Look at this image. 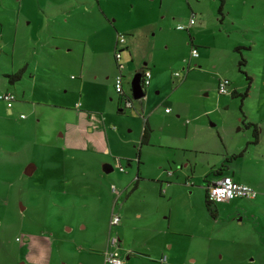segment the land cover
I'll use <instances>...</instances> for the list:
<instances>
[{"label":"rangeland","instance_id":"obj_1","mask_svg":"<svg viewBox=\"0 0 264 264\" xmlns=\"http://www.w3.org/2000/svg\"><path fill=\"white\" fill-rule=\"evenodd\" d=\"M118 34L127 96L144 63L152 79L132 109L113 91ZM7 92L0 264H104L112 239L124 264H264V0H0ZM230 165L256 197L217 203L214 220L205 193Z\"/></svg>","mask_w":264,"mask_h":264},{"label":"built area","instance_id":"obj_2","mask_svg":"<svg viewBox=\"0 0 264 264\" xmlns=\"http://www.w3.org/2000/svg\"><path fill=\"white\" fill-rule=\"evenodd\" d=\"M195 15L192 14L189 23L187 26H179V31H188L193 25H195ZM125 39L123 36H119L118 44L121 45L123 48ZM123 50L116 49L114 54V61L116 64L117 75L114 77L113 81V88L114 92L122 98L124 108L131 109L133 108V98L130 96L128 97L125 90H124V70L125 65L121 61V53ZM191 56L197 57L196 49L191 50ZM151 74L147 71L142 72L141 75V86L147 87L150 84ZM143 81V84H142ZM230 82L227 79H221L218 83V93L220 95L227 94V88ZM144 90V89H143ZM0 99L3 101H11L13 99L12 95H3L0 96ZM120 171H124V169L120 166ZM209 199L216 203L222 202H230L235 199H243V200H250L256 197V192L253 190L252 187L244 184L237 183L229 176H222L220 177L215 183H213L209 189ZM111 225H117L120 222V218L118 215H114L111 219ZM117 240L112 239L110 245L115 246L117 245ZM104 260L106 264H124V261L121 259L118 249L107 250L104 253Z\"/></svg>","mask_w":264,"mask_h":264},{"label":"crops","instance_id":"obj_3","mask_svg":"<svg viewBox=\"0 0 264 264\" xmlns=\"http://www.w3.org/2000/svg\"><path fill=\"white\" fill-rule=\"evenodd\" d=\"M192 14H194V13H192ZM192 14H191V16H192ZM195 15V14H194ZM187 26V25H186ZM194 26V25H193ZM190 29V28H189ZM189 31V30H188ZM187 31V32H188ZM119 36H121V35H119L118 34V36H117V38H116V42H115V44H114V54H115V50L116 49H119V50H124L125 48H128V46H125V45H123V48H121V45H119L118 44V38H119ZM124 44H125V41H124ZM193 44V43H192ZM114 54H113V59H114ZM121 61H122V53H121ZM115 62V61H114ZM125 65V64H124ZM115 66H116V64H115ZM146 64L144 63V65H142V66H140V68H139V70L138 71H140V70H142V72H144V71H146ZM138 73V72H137ZM113 81H114V79L112 80V84H113ZM151 81H152V79L150 80V84H149V86H147L146 87V90L150 87V85H151ZM114 89V88H113ZM146 90H144V92H146ZM114 91V90H113ZM114 94L116 95V97H117V99H121V103H122V105L124 106V104H123V100H122V98L121 97H119L115 92H114ZM127 94V93H126ZM157 94V93H156ZM143 99V98H142ZM141 99V100H142ZM133 107H134V104H133ZM132 109V108H131ZM167 111V110H166ZM146 124H147V122H145ZM146 136H147V131H146V127L144 128V132H143V135H142V139H141V146H143V145H147L148 144V142L146 141ZM260 143H261V141H260V138L258 139V143L256 144V145H260ZM255 145V146H256ZM140 157H141V151L139 150V149H137V151H136V158H137V174H136V176H137V178H136V180H135V183L134 184H136V189H137V187H138V182H139V179L140 178H138L139 177V166L141 165V162H140ZM128 163H130L129 161H128ZM106 166H108L107 164L106 165H104L103 166V168L104 167H106ZM110 166V165H109ZM114 166H115V168L116 169H118L119 170V172H122V171H120V169H119V167L121 166L123 169H124V167H123V165H122V162L120 161V160H118V159H115V163H114ZM128 166H129V164H128ZM111 167V166H110ZM36 168V167H35ZM112 168V167H111ZM36 170V169H35ZM214 171H217V170H214ZM35 172V171H34ZM112 172V171H111ZM110 172V173H111ZM123 172H125V170L123 171ZM34 174V173H33ZM219 176H216V179L215 180H213V182L211 183V184H213V183H215L216 182V180L217 179H219L221 176H229V177H231L234 181H236L237 183H240V184H244V185H248L249 186V184L247 183L248 181L244 178V177H242V175H240V176H238L237 175V171L235 170V168L234 167H231V165H230V167H228V166H224L223 167V169H221V170H219ZM133 184V185H134ZM211 184H209V185H211ZM208 185V186H209ZM135 189V190H136ZM134 190V191H135ZM134 191H130L128 194H126V196H125V198H124V201H126L127 200V198L130 196V194L132 193V192H134ZM116 215H118V214H116ZM119 216V215H118ZM135 217H136V219H141V213L140 212H136V214H135ZM167 229H168V227H166ZM166 229V232L168 231ZM118 242H117V245H115L114 246V249L115 248H118V250H119V248H120V246H121V241L120 240H117ZM103 257V263L104 264H106L105 263V260H104V255H102Z\"/></svg>","mask_w":264,"mask_h":264},{"label":"trees","instance_id":"obj_4","mask_svg":"<svg viewBox=\"0 0 264 264\" xmlns=\"http://www.w3.org/2000/svg\"><path fill=\"white\" fill-rule=\"evenodd\" d=\"M221 9H222V5L220 6V8H219V11H221ZM238 50V49H237ZM243 63H240V66L242 65ZM24 72H25V69L23 68V69H20L16 74H14V75H11V76H7V78H8V82H9V84H11V85H13V84H15V83H17V82H19L21 79H22V77H23V75H24ZM140 74L142 75V72H140ZM142 84H143V81H142ZM142 89H146L145 87H143ZM248 93H249V88L244 92V93H242V94H238V93H236V92H232L231 93V96L232 97H242V99H245V98H247L248 97ZM7 94H9V95H12V94H10L9 92H7ZM3 95H6V93L5 94H1L0 96H3ZM13 96V99L11 100V101H8V102H6V101H4V102H6V103H8L9 104V106H10V103L11 102H13V101H15L16 100V97L14 96V95H12ZM1 100V99H0ZM1 101H3V100H1ZM137 101H140V100H137ZM11 112V111H10ZM121 112V111H120ZM246 127L247 128H252V132H253V141L251 142V144L252 145H256L257 143H258V139H259V132H258V128H257V126L255 125V124H252V123H247L246 124ZM244 151L245 150H243L241 153H239V155L238 156H236V158H239V157H241L242 156V154L244 153ZM219 170H221V169H218L217 171H214V175L215 176H219L220 174H219ZM222 177V176H221ZM211 186V185H210ZM210 186H208L207 187V190H206V193H205V197H204V204H205V208H206V211H207V213H208V215L212 218V219H214V220H216L217 219V217H218V214H217V208H216V202H214V201H211L210 199H209V187ZM136 189V184H134L133 186H132V189L130 190V191H134ZM104 255V254H103Z\"/></svg>","mask_w":264,"mask_h":264},{"label":"water","instance_id":"obj_5","mask_svg":"<svg viewBox=\"0 0 264 264\" xmlns=\"http://www.w3.org/2000/svg\"><path fill=\"white\" fill-rule=\"evenodd\" d=\"M131 92H132V98L133 100L137 101V100H141L142 98L145 97V92L142 89L141 86V74L137 73L134 75L133 80L131 82ZM35 166L34 165H29L25 171H24V175L27 177H30L33 175L34 171H35ZM103 171L108 174L112 171V168L108 165L106 167L103 168Z\"/></svg>","mask_w":264,"mask_h":264}]
</instances>
